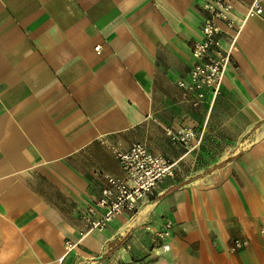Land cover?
<instances>
[{
	"label": "crops",
	"instance_id": "crops-1",
	"mask_svg": "<svg viewBox=\"0 0 264 264\" xmlns=\"http://www.w3.org/2000/svg\"><path fill=\"white\" fill-rule=\"evenodd\" d=\"M204 1L0 0V264H264V1L194 107L177 81ZM169 127L203 135L175 144ZM134 142L174 175L79 238L103 174L121 175L110 147Z\"/></svg>",
	"mask_w": 264,
	"mask_h": 264
},
{
	"label": "built area",
	"instance_id": "built-area-1",
	"mask_svg": "<svg viewBox=\"0 0 264 264\" xmlns=\"http://www.w3.org/2000/svg\"><path fill=\"white\" fill-rule=\"evenodd\" d=\"M264 0H205L204 12L199 28V37L191 47V64L187 78L178 79L180 97L191 106L201 105L207 96L213 103L220 92L224 72L230 63L236 34L239 30L238 20L259 17L263 12ZM243 9V16H235V7ZM227 38V46L223 41ZM98 46L96 50H98ZM165 134L170 141L186 145L193 139L196 144L202 138V131L193 129L167 128ZM102 143H105L102 140ZM194 148V145H191ZM121 169V175L103 174L105 185L102 187L94 205L82 215L83 229L79 238L91 231H103L119 215H133L139 206L156 194V189L165 179L175 172V161L155 154L145 143L134 142L126 150L110 147ZM172 224L166 222L158 231L160 239L170 236ZM263 232V231H261ZM74 243L66 242L67 250ZM248 245V239H235L231 250H239Z\"/></svg>",
	"mask_w": 264,
	"mask_h": 264
},
{
	"label": "bare ground",
	"instance_id": "bare-ground-1",
	"mask_svg": "<svg viewBox=\"0 0 264 264\" xmlns=\"http://www.w3.org/2000/svg\"><path fill=\"white\" fill-rule=\"evenodd\" d=\"M145 212H146V211H145ZM145 212H144V213H145ZM134 219H135V218H134ZM138 219H139V218H138ZM135 220H136V219H135ZM138 221H139V220H138Z\"/></svg>",
	"mask_w": 264,
	"mask_h": 264
},
{
	"label": "water",
	"instance_id": "water-1",
	"mask_svg": "<svg viewBox=\"0 0 264 264\" xmlns=\"http://www.w3.org/2000/svg\"><path fill=\"white\" fill-rule=\"evenodd\" d=\"M194 182V181H193ZM193 182H191V183H193ZM191 183H188V184H191Z\"/></svg>",
	"mask_w": 264,
	"mask_h": 264
}]
</instances>
